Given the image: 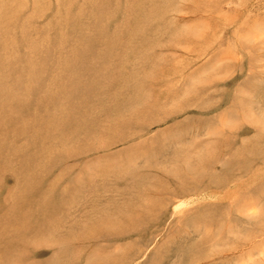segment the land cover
I'll use <instances>...</instances> for the list:
<instances>
[{
    "label": "rangeland",
    "instance_id": "rangeland-1",
    "mask_svg": "<svg viewBox=\"0 0 264 264\" xmlns=\"http://www.w3.org/2000/svg\"><path fill=\"white\" fill-rule=\"evenodd\" d=\"M0 264H264V0H0Z\"/></svg>",
    "mask_w": 264,
    "mask_h": 264
}]
</instances>
